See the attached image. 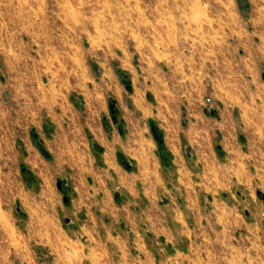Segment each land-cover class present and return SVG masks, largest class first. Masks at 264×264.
Segmentation results:
<instances>
[{"label":"rangeland","instance_id":"374dc122","mask_svg":"<svg viewBox=\"0 0 264 264\" xmlns=\"http://www.w3.org/2000/svg\"><path fill=\"white\" fill-rule=\"evenodd\" d=\"M263 71L264 0H0V264H71L97 137L126 171L186 166L157 199L139 185L140 232L163 242L146 264H264Z\"/></svg>","mask_w":264,"mask_h":264},{"label":"crops","instance_id":"0c3cea01","mask_svg":"<svg viewBox=\"0 0 264 264\" xmlns=\"http://www.w3.org/2000/svg\"><path fill=\"white\" fill-rule=\"evenodd\" d=\"M97 140L107 149L101 154L102 166L95 165L97 159H92L89 169L93 176V186H86L87 191L80 192L79 197L73 200L69 208V216L66 219L67 229L63 230L66 231V243L69 248L65 257H68V263L71 264H84V258L89 260L91 258V264H146L148 258H152L153 262L157 263L158 257L163 255L161 251L158 252V249L163 250V242L146 241L145 236L140 232L138 201L141 198L139 189L142 186L139 188V185H144L145 192L152 193L149 197L144 195L145 198L157 199V187L154 195L150 190L152 185L162 189L166 182L164 175L170 173V168L175 169L178 166L179 172L185 170L186 166L180 164L179 160H173L171 163L167 160H159V157L155 156L151 159L149 157L146 164L126 171L119 164L116 154L113 155L111 152V147L115 144H111L109 138L97 137ZM112 188L122 189L135 201L128 206L120 207L116 205L117 203H113L110 204V208H105L101 201L109 198ZM123 228L128 230L125 232ZM117 229L131 235L130 239H124V234L117 232ZM161 234L163 233H157L156 238ZM111 238L116 242L115 251L108 252L106 249ZM44 244H47L46 241ZM84 248L89 250V257L84 254L85 257L78 258L77 255L71 254L72 249L84 251ZM101 250L103 256L106 254L107 259H96L95 253L99 254L98 251Z\"/></svg>","mask_w":264,"mask_h":264},{"label":"water","instance_id":"95a60500","mask_svg":"<svg viewBox=\"0 0 264 264\" xmlns=\"http://www.w3.org/2000/svg\"><path fill=\"white\" fill-rule=\"evenodd\" d=\"M119 76L121 78V80L123 81V83L126 85V88L131 91L132 90V85H131V80L121 71H118ZM263 78H264V71H263ZM149 98H151V95H148ZM113 106V104L111 103V107ZM116 121V119H114ZM119 129L122 132V125H119ZM152 129L153 132L157 135L159 133V129L153 124L152 125ZM157 138L159 139L160 137L157 135ZM44 154L46 156H50L49 153H47L46 151H44ZM127 168H129V166H127Z\"/></svg>","mask_w":264,"mask_h":264},{"label":"bare ground","instance_id":"6f19581e","mask_svg":"<svg viewBox=\"0 0 264 264\" xmlns=\"http://www.w3.org/2000/svg\"><path fill=\"white\" fill-rule=\"evenodd\" d=\"M260 133H264V126L261 127V129H260Z\"/></svg>","mask_w":264,"mask_h":264}]
</instances>
